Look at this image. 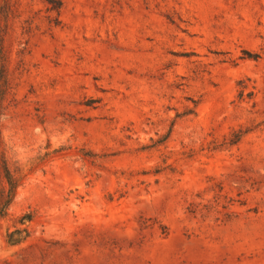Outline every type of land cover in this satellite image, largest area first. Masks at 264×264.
<instances>
[{"label": "rangeland", "instance_id": "rangeland-1", "mask_svg": "<svg viewBox=\"0 0 264 264\" xmlns=\"http://www.w3.org/2000/svg\"><path fill=\"white\" fill-rule=\"evenodd\" d=\"M0 38V264H264V0H0Z\"/></svg>", "mask_w": 264, "mask_h": 264}, {"label": "trees", "instance_id": "trees-1", "mask_svg": "<svg viewBox=\"0 0 264 264\" xmlns=\"http://www.w3.org/2000/svg\"><path fill=\"white\" fill-rule=\"evenodd\" d=\"M1 38H0V48H2V46H1ZM3 69H2V73H4V75H5V70H4V66L2 67ZM5 80V79H4ZM5 82V81H4Z\"/></svg>", "mask_w": 264, "mask_h": 264}]
</instances>
